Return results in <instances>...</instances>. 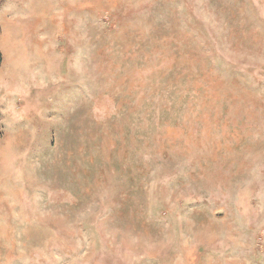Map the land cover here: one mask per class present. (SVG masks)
Here are the masks:
<instances>
[{
    "label": "rangeland",
    "instance_id": "obj_1",
    "mask_svg": "<svg viewBox=\"0 0 264 264\" xmlns=\"http://www.w3.org/2000/svg\"><path fill=\"white\" fill-rule=\"evenodd\" d=\"M33 1L0 0V264H264V0Z\"/></svg>",
    "mask_w": 264,
    "mask_h": 264
},
{
    "label": "bare ground",
    "instance_id": "obj_2",
    "mask_svg": "<svg viewBox=\"0 0 264 264\" xmlns=\"http://www.w3.org/2000/svg\"><path fill=\"white\" fill-rule=\"evenodd\" d=\"M32 5H33V10L36 12V15L38 14V23H36V25L34 26V29L37 30V29H40V27L42 25H44L45 21H47V19L49 17L48 16V9H47L48 6L46 7V5H44V3H43L42 0H34ZM65 8L67 10H70L71 9V5L68 4V6L65 7ZM32 15H30V16H32ZM17 44H18V42H16L10 35H7V38H6V47H7V49L6 50H7V53L9 55V61H10L11 66L12 65L19 66L21 64V63H18L20 61V52H19V49H18V45ZM44 44H45V39H39V40H37L36 46H37V50H38L39 54H40V52H42V50L44 48ZM23 51H24V49H23ZM10 69H12V68H10ZM7 71H8V69H7ZM7 155H6V153L3 154V161H2V164H1V167L2 168H4V165H5L6 161H7V158H8Z\"/></svg>",
    "mask_w": 264,
    "mask_h": 264
},
{
    "label": "trees",
    "instance_id": "obj_3",
    "mask_svg": "<svg viewBox=\"0 0 264 264\" xmlns=\"http://www.w3.org/2000/svg\"><path fill=\"white\" fill-rule=\"evenodd\" d=\"M0 32H1V25H0ZM3 61V54H2V51L0 49V64L2 63Z\"/></svg>",
    "mask_w": 264,
    "mask_h": 264
}]
</instances>
